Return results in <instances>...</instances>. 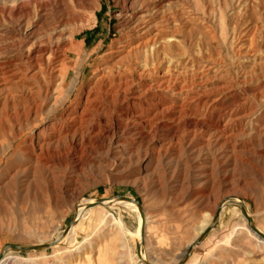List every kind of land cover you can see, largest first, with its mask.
I'll list each match as a JSON object with an SVG mask.
<instances>
[{
  "label": "rangeland",
  "instance_id": "rangeland-1",
  "mask_svg": "<svg viewBox=\"0 0 264 264\" xmlns=\"http://www.w3.org/2000/svg\"><path fill=\"white\" fill-rule=\"evenodd\" d=\"M16 1L30 19L12 13L13 0H0V53L18 49L25 35L52 37L65 47L69 80L54 95L58 83L42 88L25 80L0 88L2 264H264V241L248 232L241 208L228 203L238 200L264 233V0H161L170 23L181 20L180 31L166 36V71L170 65L184 82L166 91V115L187 108L196 95L213 99L212 109L194 104L166 131L85 141L71 155L66 143L41 151L37 142L79 100L119 38L117 15L130 3ZM63 24V33L53 32ZM50 110L56 113L48 118ZM119 196L142 206L145 225L117 204L84 211L58 248H8L53 244L84 201ZM202 228L212 229L196 245Z\"/></svg>",
  "mask_w": 264,
  "mask_h": 264
},
{
  "label": "bare ground",
  "instance_id": "bare-ground-1",
  "mask_svg": "<svg viewBox=\"0 0 264 264\" xmlns=\"http://www.w3.org/2000/svg\"><path fill=\"white\" fill-rule=\"evenodd\" d=\"M13 1L16 5L12 13L16 12L19 20H24L26 17L30 19V12L25 9L24 3L21 5L18 1ZM122 2L123 5L130 4L126 11L123 10L117 15L120 21L117 26L119 38L112 41L101 56L102 61L93 72L95 75L86 85L79 100L71 109L61 113L51 125L42 130L43 135L37 142V147L41 151L53 145L66 143L71 155L76 153L85 141L117 139L121 138L122 134L124 137L130 135L145 139L152 128L166 131V125L179 121V116L176 115L186 113L194 104L199 108H206L207 112L212 109V103L215 102L213 99L204 94L202 100L196 95L191 98L192 101L187 108H182L174 115H166L170 109L169 106L166 108V91L171 89L176 91L177 86L184 85V82L178 83L176 77L171 75L170 65L166 71V36L170 32L180 31L177 27L181 24V20L175 18L170 23L171 18H166L161 0H122ZM35 4L38 8L39 3L35 2ZM243 6L246 7L247 3L245 2ZM64 30L63 24L53 32L63 33ZM39 35L38 33L25 35L18 49L13 48L0 53V88L3 91L9 90L12 85H18V81L26 82L25 80H33L42 88L44 84L47 86L58 83L53 95L57 92V88L64 86L69 76L65 70L68 64L65 47L60 45V41L55 45L52 44V37L43 41V36ZM185 87L186 85L179 89L184 90ZM67 99L68 97L63 98L59 105L63 106ZM204 100L206 103L203 102ZM55 113V110H50L46 116L50 118ZM95 203L96 201L93 200L80 204L70 229L65 234L63 232L61 238H56L50 248H58L70 241L86 210L119 204L142 217L135 203L102 199L99 205L88 208ZM248 217L250 218L249 214ZM141 220L143 221L141 224L145 225V219L141 218ZM246 225L248 232L264 241L257 233L251 231L253 226L248 224L247 219ZM207 229L202 228V233ZM47 249L49 248L45 250ZM31 252H40V250ZM140 258L144 260L142 255ZM5 260V258L1 260L0 264Z\"/></svg>",
  "mask_w": 264,
  "mask_h": 264
},
{
  "label": "water",
  "instance_id": "water-1",
  "mask_svg": "<svg viewBox=\"0 0 264 264\" xmlns=\"http://www.w3.org/2000/svg\"><path fill=\"white\" fill-rule=\"evenodd\" d=\"M114 200H117V201H125V202H129V203H135L140 211V214L142 216V218H144L143 216V211H142V206L136 202L135 200L129 198V197H123V196H119V197H116L114 198ZM102 202V199L100 200H97L95 204H93L92 206H89L88 208H93L97 205H99L100 203ZM225 202H222L217 210V213H216V216H215V222L218 220L219 216H220V212L222 211V207L225 206ZM228 203H232V204H237L240 208H241V211L242 213L244 214V216L246 217L247 221H248V224H251V219L248 217V214L246 212V209L245 207L242 205V204H238L234 201H228ZM72 226V224H70L66 230L64 231V234L70 229V227ZM253 226V225H252ZM212 228H208L204 234L200 237V239L197 241L196 245H200L201 242L204 240V238L209 234V232L211 231ZM251 231L254 232V233H257L258 236L262 239H264V234L260 233L257 231V229L253 226L251 227ZM52 246V244H49V245H41V246H33V247H23V246H18V245H9L8 248L9 249H12V250H18V251H24V252H29V251H38V250H42V249H46V248H50ZM139 251H140V247H138V254H139ZM187 260V259H186ZM185 260V261H186ZM185 263V262H184ZM183 263V264H184Z\"/></svg>",
  "mask_w": 264,
  "mask_h": 264
}]
</instances>
